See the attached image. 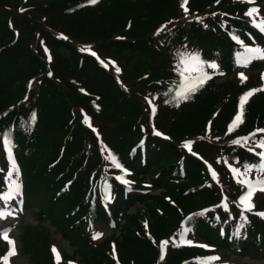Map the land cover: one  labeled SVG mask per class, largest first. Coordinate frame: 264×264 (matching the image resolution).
Here are the masks:
<instances>
[{
  "label": "trees",
  "instance_id": "1",
  "mask_svg": "<svg viewBox=\"0 0 264 264\" xmlns=\"http://www.w3.org/2000/svg\"><path fill=\"white\" fill-rule=\"evenodd\" d=\"M22 1L0 0V134L14 138L27 182L44 187L37 193L44 207L45 190L56 194L47 205L51 222L65 226L80 243L77 251L84 262L215 264L209 249L181 241L180 235L189 234L204 238L211 248L264 258V217L256 214L264 213V205L254 203V209L246 211L239 203L242 185L233 178L225 183L214 177L211 154L203 152L227 148L228 155H220L226 165L263 162L243 142L264 141V132L258 131L264 129V89L253 76L243 82L218 80L237 68L232 55L240 48L233 36L252 41L247 35L255 27L243 2L188 0V11L211 10L198 20L180 21L182 0H29L30 10L20 11ZM16 4L18 9L8 15ZM238 10L243 14L238 16ZM46 15L48 22L42 19ZM225 21L231 22L224 26ZM165 29V43L175 48L171 55L159 50L157 58L161 43L149 38ZM257 41L264 45L259 33ZM87 45L137 56L131 74L135 88L122 85ZM201 71L210 72L211 78L187 87L188 78ZM248 90L255 92L244 103L243 122L230 128L238 100ZM180 92L188 98L178 96ZM217 106L216 127L208 134ZM167 112L176 120L162 115ZM184 113L188 115L178 121ZM97 115L99 127L90 130L84 118L94 120ZM194 135L196 139H188ZM237 140L240 143H233ZM3 155L0 151L1 180L6 178ZM127 170L140 182L152 178L151 187L160 192L132 184ZM116 175L132 185L125 187ZM107 187L116 197L111 214L116 224L104 214V220L115 225L116 252L110 244L88 248L76 232H84L79 221L85 215L76 207L93 208L98 194L108 204ZM88 188L95 190L91 202L77 204V196ZM139 209H145L146 220ZM75 223L78 226L71 228ZM170 234L175 240L172 252L162 243ZM28 248L35 264H48L41 248Z\"/></svg>",
  "mask_w": 264,
  "mask_h": 264
},
{
  "label": "rangeland",
  "instance_id": "2",
  "mask_svg": "<svg viewBox=\"0 0 264 264\" xmlns=\"http://www.w3.org/2000/svg\"><path fill=\"white\" fill-rule=\"evenodd\" d=\"M22 1V0H21ZM243 2V6L246 7V13L252 9L257 8L259 10V13L256 14V20L258 23L261 21H264V0H254V3H248L245 2V0H241ZM29 0H23L20 6V11L24 8H26V11H29L30 8L28 7ZM185 11V6L183 5L182 0V7ZM18 9V4L15 6H11L10 10H8V15H11L14 13V11ZM211 10V7H208L200 12H194L192 10L187 9L185 12H180L179 19L182 21L183 19L188 18H194L198 20L200 18V15H205ZM236 13L239 15H242V10L236 11ZM41 14H37V16H40ZM248 16V15H246ZM255 16L253 14L252 17L248 16L250 19H252ZM44 22L49 21V16L46 15L45 18H42ZM175 20L174 22H176ZM226 22L231 21H225L224 26H226ZM236 25V24H235ZM216 31V29H214ZM168 29L163 30L160 34H152L149 38L151 41H158L159 47L158 50H156L157 58L159 55V50L163 51L167 54H172L174 50V46H171L166 41V32ZM222 31V30H221ZM220 31V32H221ZM87 51L90 53H94L93 55L99 57L111 70L114 72L120 83L124 85L126 88L133 87V81L131 80V74L134 73L132 68L134 66L138 65V57L131 55V53L128 52H120L117 49L115 50H100L94 48L93 45H87ZM239 62H240V68L242 69L238 74H235V72L229 73L228 75L218 78V80H225L226 78L234 79L238 78L240 82H243L244 80L251 78L252 76L255 78V81L257 82L260 89H264V48L262 50H259L258 52H240L239 53ZM256 55L258 57V61L255 65H251V62L253 60V56ZM9 67V65H8ZM119 69L117 71L116 69ZM241 73H243V77H241ZM146 102L149 101L144 96ZM152 104V103H151ZM219 106H217L212 116L210 117L211 126L208 130V134H211L212 131L216 127V120L218 119L219 115ZM25 111V109H22ZM168 113V112H167ZM164 117L169 118L168 120L175 121L176 115L173 114H162ZM188 114L184 113L182 116L178 119V121H182ZM98 115L95 117L94 120H87V118H84L85 122L89 125H85L90 130H94V128L99 127V120ZM110 138V137H109ZM197 136H190L188 137L189 140L196 139ZM216 143H223L222 140H212ZM247 141H250L248 143ZM243 145L249 146L251 149L255 150L253 153L256 152H264V147H260L259 141L254 140H245L243 142ZM103 148V147H101ZM238 148L231 147L229 150L231 152H238ZM114 150V149H112ZM220 150V151H219ZM203 151V150H202ZM206 154H211V165L213 171L216 173V177L220 182L228 183V181L233 178V172L231 171L230 167L239 169L240 173H245V165L240 164L236 166L234 163H231L229 165H226L224 160L220 159V155L227 156L228 155V149L227 148H209L206 149V151H203ZM106 154V153H105ZM18 166L20 169H23V165L20 163H15V166ZM12 172V176L14 177V180L18 177L17 172L12 170V163L9 162L6 166V182H11V178L8 179V173ZM242 180L244 179H250L253 182L256 180L255 178H249L251 175L247 174L241 175ZM259 177L257 179L264 180L263 172L259 173ZM239 179V178H238ZM34 184V185H33ZM33 184H30L29 182L26 183V192H25V200L24 202L20 203L21 195L16 194L15 190L12 189V186L10 185H4L2 180L0 179V213H3V215H0V264H5L4 257L11 251L12 245L8 243V241L3 239V235L6 232L8 237H10L11 240L15 241V254L8 256V264H35L33 251L27 250V247L36 246L38 248H41L42 253L47 254L48 256V264H86L84 261V257L82 256L83 253H79L77 250H81L80 243H77L76 240H74L73 237L69 236V232L67 231L66 227L58 228L56 227L52 222V218L50 217V209L47 208L48 203L52 202L54 200V191L51 190H45L47 191V205L44 207L43 203L39 201V197L37 196L38 191L42 192L44 190V187L42 185H37L35 182ZM243 189H246V185L241 184ZM38 186V187H37ZM159 192V190H157ZM246 193V192H245ZM243 193V195L245 194ZM52 194V196H51ZM5 196H10L9 199H5ZM88 196V197H87ZM91 201V197L88 195V191L84 192L83 194H79L77 196V199L75 202L84 204L89 203ZM264 191L257 190L253 197H252V203H256L259 205H264ZM134 208V207H133ZM132 208V209H133ZM134 210V209H133ZM138 215L141 216L144 220H146V213L145 210L139 209ZM78 224L75 223L71 228L77 227ZM70 228V229H71ZM112 230L108 228V224H98L96 228H85L84 232H80L76 230L78 235V240L82 241L87 247H94L99 246L101 244L102 247H106L109 244L112 245V243L117 242L113 236H111ZM118 233V232H117ZM116 233V235H117ZM173 233V232H172ZM99 235V238L94 239L93 237ZM204 238L198 237L195 234H189L188 237H183L181 241L186 242L191 241V245H195L204 249H209L210 254H212L214 257H218L216 259L218 263L223 264H264V258H255L254 256H244L242 253L230 248V249H222L219 247H213L205 244ZM105 241H108L107 243ZM166 241H168L167 247L169 252L174 251L172 249V245L174 244L175 240L170 235L167 236ZM105 242V243H104ZM103 243V244H102ZM36 244V246H35ZM189 244V243H188ZM55 249L56 251H53ZM87 252V251H85ZM57 253L59 254V259L57 258ZM51 256V260H50ZM53 262V263H52Z\"/></svg>",
  "mask_w": 264,
  "mask_h": 264
},
{
  "label": "snow or ice",
  "instance_id": "3",
  "mask_svg": "<svg viewBox=\"0 0 264 264\" xmlns=\"http://www.w3.org/2000/svg\"><path fill=\"white\" fill-rule=\"evenodd\" d=\"M97 2H98V0H91V3H93V4H95ZM245 2L254 3V0H245ZM184 3L186 5L187 4V0H184ZM185 11H187V8H185ZM258 13H259V10L254 7L252 9H250L246 13V15L252 17L253 14H258ZM255 26L258 27V28H260V30L262 32H264V21H261L260 23L255 24ZM247 51H249V52H258L259 50L258 49H252V48H250V49H247ZM190 59L195 60L196 58L195 57H190ZM182 63H184L183 57H182ZM212 67L215 68L216 65L213 64ZM116 70L119 71L118 68ZM181 75H183V71L181 72ZM240 75H241L242 78H245L246 79V77H243V73H241ZM210 78H211L210 76L200 77L199 78V82H200V84H203L204 81H205V79H210ZM189 90H195V89L193 87V88H191ZM252 94H253V92L246 93L245 96L241 98V101H240V114L237 115V117L235 118V121H240L241 123L243 122L242 121L243 106H244V103L246 102V100L248 99V97H250ZM177 95L178 96H181L183 99H187L188 98L183 92L177 93ZM149 103H151V101H149ZM153 112H155V108H153ZM34 119H35V114H33V120ZM235 121H234V124H233L232 127L237 126L236 123H235ZM258 131L264 132V129H261V130H258ZM157 134H159V133H157ZM233 143H240V141L239 140L233 141ZM5 144L8 146L7 147L8 153L11 154V141L7 137H5ZM259 146L260 147H264V141H261ZM249 151H253V149H249ZM257 155L262 158V161H264V152L257 153ZM117 167H119V164H117ZM229 167H230V169H231V171L233 172L234 175H246L247 172H250L252 168H257L258 171L264 172V162H262L259 165H252V166L245 165V169H246L245 173H240L239 169L232 168L231 166H229ZM12 170L13 171H16V172L19 171V169L15 166V160H14V158L12 160ZM11 176H12V172L10 171L8 173V179H10ZM213 176L214 177L216 176V173L215 172H213ZM124 182L127 183V181H124ZM12 183L15 185V190L16 191H19L20 188H21V186L19 184H17L15 181H13ZM237 183L244 184V185L247 186V192L239 198V203H240V205H242L244 207V209L246 211H251L255 207V205L252 203V197H253L254 193L257 190L264 191V180H262V179H256L253 182L250 179H244V180L238 179L237 180ZM4 198L5 199H9L10 196H5ZM225 207H226V205H225ZM256 214L264 217V213H256ZM0 215H3V213H0ZM245 219H246V217H245ZM99 235L100 234H97L93 238L94 239H97V238H99ZM3 239L6 240V241H8V243L12 245L11 251L3 258L4 261H5V264H8V256L15 254V241L11 240L10 237H8V235H7L6 232L3 235ZM162 243L166 247L167 244H168V241H164ZM187 243L190 244L191 241H187ZM176 246H179V245H176ZM53 251H56V250L53 249ZM57 258L59 259V254L58 253H57ZM161 258L163 259V256ZM211 259L215 260V259H218V257H212Z\"/></svg>",
  "mask_w": 264,
  "mask_h": 264
}]
</instances>
